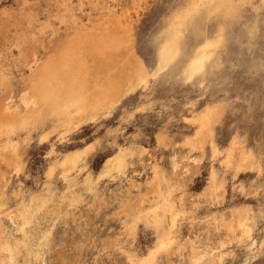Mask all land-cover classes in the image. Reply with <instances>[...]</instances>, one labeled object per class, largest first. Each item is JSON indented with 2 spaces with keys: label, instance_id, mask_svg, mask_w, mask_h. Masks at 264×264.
<instances>
[{
  "label": "rangeland",
  "instance_id": "1",
  "mask_svg": "<svg viewBox=\"0 0 264 264\" xmlns=\"http://www.w3.org/2000/svg\"><path fill=\"white\" fill-rule=\"evenodd\" d=\"M178 1L70 0L76 23H62L58 12L63 0H0V109L6 103L23 115L20 97L30 90V72L39 73L74 26L106 19V7L117 14L130 11L134 47L151 69L153 39ZM186 38L190 40V36ZM207 105L220 112L212 124L213 142L223 151L230 138L238 137L260 158L259 173L256 168L225 169L221 155L211 160L207 143L203 152H187L181 145L195 129L188 118ZM76 117L69 123L48 118L41 128L18 129L11 134L15 148L0 159L6 211L17 213L31 198L48 199L50 212L39 218V227L51 228L50 242L42 250L46 263L130 264L129 255H143L155 240L154 230L139 220L128 234L122 210L149 189L150 170L156 164L176 186L172 198L185 209L173 246L186 245L180 247L181 254L161 255L157 264H188L189 243L200 249L214 246L213 264H264V0L244 4L240 16L227 28L218 65L208 67L202 80L184 81L173 69L166 70L155 79L150 77L147 85L122 88L110 112L101 109ZM89 142L95 143L93 149L66 180L60 176L59 165L47 175L66 152ZM119 147L128 152L124 171L100 174L104 161ZM194 158L199 159L196 165L192 164ZM211 168L222 181V192L219 190L215 201L202 195ZM87 176L92 179L91 190L84 187ZM67 190L79 192L81 198L52 222L51 212L60 203L62 210L67 204L60 198ZM242 205L249 208L250 215L255 214V221L250 238L235 233L233 239L214 219ZM16 223L0 217V227L10 234L19 235ZM33 263L39 264V260ZM204 264L212 262L207 258Z\"/></svg>",
  "mask_w": 264,
  "mask_h": 264
},
{
  "label": "bare ground",
  "instance_id": "2",
  "mask_svg": "<svg viewBox=\"0 0 264 264\" xmlns=\"http://www.w3.org/2000/svg\"><path fill=\"white\" fill-rule=\"evenodd\" d=\"M247 2L251 3L252 0L176 2L153 39L155 52L151 69L134 47V32L132 24L128 21L129 17L131 18L129 10L117 14L112 7H106L109 14L106 19L103 18L93 25L74 26L73 31L58 42L57 54L43 64L39 73L36 75L37 70L30 72V90L23 92L20 97L25 113L22 115L19 109L3 103L0 109V159L2 160L3 154L4 157L7 155V150L15 148L16 143L11 134L18 129L41 128L48 118L69 123L78 115L101 109L110 112L115 103V96L122 88L147 85L150 77L155 79L163 71L171 72L173 69L174 73L184 81L197 78L202 80L208 67L218 65L219 52L225 45L227 28L240 16L241 9ZM79 5H83L82 1ZM71 8L70 0H63L62 10L58 12L60 22L76 23L77 17ZM53 33L55 34L56 31ZM187 36H190V40L186 38ZM219 113L214 106L207 105L188 118V122L193 123L195 129L181 145L186 147L187 152L195 150L203 152L207 143L211 160L221 155V164L225 169L233 167L238 171L256 168L258 171L261 167L260 158L251 149H246L238 137L230 138L227 148L223 151L213 142L212 124L218 119ZM62 139L63 136H60L59 140ZM94 144L89 142L69 150L56 165L48 169L47 175H52L55 167L59 165L60 176L66 180L69 172L79 169L80 162L93 149ZM127 153L126 149L119 147L104 161L100 174L122 173L126 166ZM197 161L199 159L194 158L192 164L196 165ZM173 165L177 163L174 162ZM150 171V180L149 183L147 182L149 189L142 196L136 197L135 202L125 204L122 211L125 213L126 218L123 223L128 234H132L137 222L142 220L154 230L155 240L143 255H129L130 264H157V259L161 255L168 257L172 253L181 254L180 247H186L185 244L173 246L176 241L174 234L176 226L185 215L184 207L175 201L176 198L175 200L172 198L176 186L166 178L156 164ZM217 176L215 170L211 168L208 183L202 193L205 198L214 201L219 198L221 194L219 190L222 189V181L219 180L221 177L217 179ZM2 179L0 173V213H2L0 215L17 222L15 232L19 235L10 234L0 227V264H34L33 261L38 260L39 264H48L45 262L42 250L50 242L51 228L50 225L45 229L39 227L40 216L50 212L46 206L48 199L31 198L18 209L17 213L6 211L3 207ZM70 182L68 186L73 183ZM83 183L85 190L92 189L90 177H85ZM78 193L69 190L62 193L60 198L67 204L62 210L61 203H58L57 211L51 212L52 222L66 212L67 207L79 201L81 194ZM250 213L249 208L242 205L235 207L227 216L221 214L219 218L215 217L214 221L219 223L232 238L236 233L240 238L248 239L255 221V214L250 215ZM188 248L190 249L188 264H204L207 258L213 264L216 260L213 256V254L217 255L213 252L216 249L212 245L200 249L189 243ZM58 264L69 263L61 261Z\"/></svg>",
  "mask_w": 264,
  "mask_h": 264
}]
</instances>
